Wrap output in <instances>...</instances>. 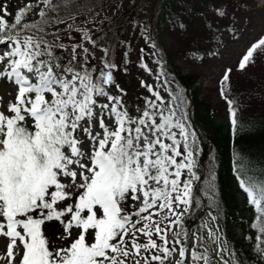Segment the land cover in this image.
<instances>
[{"label":"snow or ice","instance_id":"obj_1","mask_svg":"<svg viewBox=\"0 0 264 264\" xmlns=\"http://www.w3.org/2000/svg\"><path fill=\"white\" fill-rule=\"evenodd\" d=\"M0 12V81L12 86L6 104L0 96V236L9 240L0 259L245 264L218 225L204 223L195 232L186 227L185 217L199 207L196 133L144 81L141 87L150 95L143 107H125L110 49L75 24L77 0H35L14 17L7 5ZM216 14L224 15L220 8ZM74 31L81 33L78 43H71ZM98 46L104 52L99 68L92 64ZM257 54H264V37L246 50L238 69ZM142 61L139 67L151 74ZM231 71H225L219 91L236 129L238 113L226 95ZM113 86L118 94L111 93ZM237 180L254 206L250 227L258 234L252 243L264 260V171L239 173ZM52 221L62 227L61 240L71 238L67 246H50L44 225Z\"/></svg>","mask_w":264,"mask_h":264},{"label":"rangeland","instance_id":"obj_2","mask_svg":"<svg viewBox=\"0 0 264 264\" xmlns=\"http://www.w3.org/2000/svg\"><path fill=\"white\" fill-rule=\"evenodd\" d=\"M127 1L115 0L104 13L118 11ZM28 3H35V0H0V6L7 5V11L13 17L19 8ZM217 8L221 9L223 16L216 14ZM5 18L11 20L10 17ZM180 23H183V28L179 27ZM146 24L147 20L142 14L133 20L126 33L123 50L115 60L119 70L114 72V78L126 93L120 95L130 112L137 107L142 108L143 98L150 95L146 88L141 87V81H144L153 85L166 102L176 107L178 116H185L177 89L158 58L159 51H164L183 73L196 78L199 97L213 111L215 121L224 123L230 118L228 104L219 91L220 81L227 69L232 71L226 95L234 101L238 116L264 112V54H257L246 69H238L246 50L264 37V0H178L172 13L160 26L159 49H155L154 43H147L149 33ZM80 40L81 34H78L76 43ZM141 49L144 51L141 52ZM125 52L128 53L127 64L124 63ZM95 57L92 64L99 68L103 53L98 50ZM141 57L142 62L152 69L151 74L139 67ZM125 67L127 72L123 71ZM158 75L159 81L156 79ZM10 91L12 86L0 81V96L4 104L11 98L8 95ZM110 91L118 94L114 86ZM185 123L189 132H193L187 119ZM195 141L199 149L196 136ZM44 229L50 246L68 245L71 238H59L62 233L59 222H46ZM75 233L76 230H73V236ZM204 235L207 236L206 230ZM8 242L7 237L0 236V257L6 255ZM0 264L8 262L0 259Z\"/></svg>","mask_w":264,"mask_h":264},{"label":"trees","instance_id":"obj_3","mask_svg":"<svg viewBox=\"0 0 264 264\" xmlns=\"http://www.w3.org/2000/svg\"><path fill=\"white\" fill-rule=\"evenodd\" d=\"M114 1L77 0L79 14L75 24L78 29L88 31L99 45L110 49V60L115 63L123 50L129 26L142 14L147 20V43H154L155 49H159L160 26L178 0H128L118 11L105 14ZM78 34L80 31L72 32L74 39L71 43H76ZM65 42H68L66 38ZM89 48L92 49L91 44ZM98 50L104 56L99 46L94 52ZM158 58L177 89L186 119L196 133L199 145L195 169L201 177L196 182L199 207L194 205L185 217L186 227L195 232L206 222L213 228L218 225L230 246L239 250L245 264H264L252 243V238L258 234L250 227L256 222L254 206L248 204L237 180L239 173L248 175L264 171V112L238 116L236 129L231 126V118L224 123L215 121L213 111L199 97L196 78L179 70L164 51H159ZM209 212L217 216L216 221L209 219ZM250 247L253 248L251 252Z\"/></svg>","mask_w":264,"mask_h":264}]
</instances>
